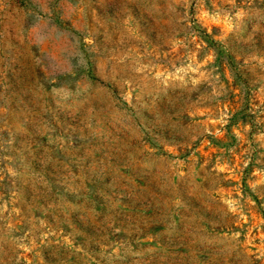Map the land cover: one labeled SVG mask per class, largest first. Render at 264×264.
Returning a JSON list of instances; mask_svg holds the SVG:
<instances>
[{"label":"rangeland","instance_id":"1","mask_svg":"<svg viewBox=\"0 0 264 264\" xmlns=\"http://www.w3.org/2000/svg\"><path fill=\"white\" fill-rule=\"evenodd\" d=\"M0 264H264V0H0Z\"/></svg>","mask_w":264,"mask_h":264}]
</instances>
